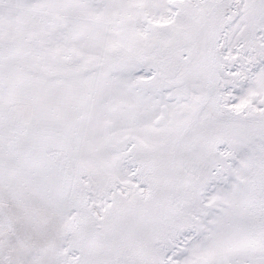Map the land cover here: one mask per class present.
<instances>
[{
    "label": "snow or ice",
    "instance_id": "6c2138e0",
    "mask_svg": "<svg viewBox=\"0 0 264 264\" xmlns=\"http://www.w3.org/2000/svg\"><path fill=\"white\" fill-rule=\"evenodd\" d=\"M0 264H264V0H0Z\"/></svg>",
    "mask_w": 264,
    "mask_h": 264
}]
</instances>
